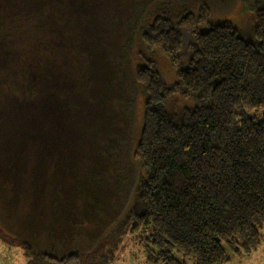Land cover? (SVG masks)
Wrapping results in <instances>:
<instances>
[{
	"label": "trees",
	"instance_id": "1",
	"mask_svg": "<svg viewBox=\"0 0 264 264\" xmlns=\"http://www.w3.org/2000/svg\"><path fill=\"white\" fill-rule=\"evenodd\" d=\"M14 4L23 9L26 0H14ZM3 13L8 16V9ZM210 16L206 5H201L196 13L183 14L176 22L157 16L141 34L142 42L159 50L176 75V81L168 85L155 61L144 60L135 68V79L145 95L136 148L144 176L135 189L126 220L130 233L145 246L151 264H185L177 256L192 258L194 264H227L230 254H248L261 241L264 6L254 11L253 41L244 39L228 21L212 24ZM183 34L192 37L186 50ZM20 74L4 88L11 86V94L21 97L18 108L23 117L15 127L3 126L0 121V191L15 203L25 190L35 188L28 171L38 172L44 164L31 160L29 163L33 166H30L27 158L53 157L50 145L62 143L51 140L58 136L56 110L64 108L46 97H33L34 86H39L34 84L37 74L27 67ZM24 89L32 91L28 101L23 98ZM174 98L188 101L191 107L177 114L170 113L167 108ZM35 118L41 119L39 125L27 130L35 124ZM93 143L79 142L77 147L83 145V154L93 150ZM57 151L56 157L61 160L64 153L60 148ZM79 153L68 152L65 155L68 158L56 162L53 168V178L60 180V190L54 192L56 197L49 202L52 212L49 231L53 237H64L79 224L74 207L80 196L75 191L76 179L71 175L72 170L76 171V163L81 161ZM101 156L92 158L98 165L89 173L86 171L84 178H78L76 185L86 190L84 203L88 213L95 210L96 204L101 206L103 184L108 181L106 165L100 164ZM22 157L26 158L23 162ZM19 170V175H6L10 174L8 171ZM29 192L30 199L20 200L28 199L36 206L43 203L41 199L35 202L38 198L37 193L33 195L35 191ZM61 223L58 233L55 229ZM46 229L25 227L19 233L29 264H84L86 261L94 264L96 249L86 253L70 250L47 254L36 251L31 245L34 242L28 238L23 239L30 232L40 235ZM99 257L96 262L99 264L110 259L102 252Z\"/></svg>",
	"mask_w": 264,
	"mask_h": 264
},
{
	"label": "rangeland",
	"instance_id": "2",
	"mask_svg": "<svg viewBox=\"0 0 264 264\" xmlns=\"http://www.w3.org/2000/svg\"><path fill=\"white\" fill-rule=\"evenodd\" d=\"M201 5L209 7L212 24L228 21L244 39L254 40V11L264 6V0H26L23 9L14 0H2L0 6L8 9V19L0 24L1 125L15 127L23 117L18 108L21 97L11 94V86L6 90L4 87L15 82L26 67L37 74L34 84L41 85L34 86L33 97H46L64 108L56 110L59 130L56 140L51 142L62 143L50 145L53 157L27 158L30 166H33L31 160L44 162L40 171H28L35 186L29 190L35 191L33 195L38 194L35 202L41 199L43 203L38 206L29 203V190L16 203L0 191V264H29L19 233L25 227L32 230L36 226L47 229L40 235L30 232L23 239L34 242L31 245L39 252L56 255L96 249L94 264L101 252L110 258L104 264H151L145 246L130 233L126 220L135 189L144 176L136 148L145 95L135 79V68L144 60L155 61L168 85L176 81V75L159 50L142 42L141 34L157 16L176 22L187 12L196 13ZM191 40L190 35L183 34L184 50ZM32 91L24 89L23 98L27 101L32 98ZM2 97L9 98L2 101ZM185 107H191L188 101L174 98L167 109L177 114ZM40 120L35 118V124L27 130L39 125ZM79 142H95V145L93 150L82 154L83 145L77 147ZM71 147L75 148L70 150ZM58 148L64 157L70 151L81 152V161L71 174L80 196L78 206L74 207L79 224L64 237H53L49 231L52 218L49 202L56 197L54 192L60 190V180L53 178V168L56 162L68 158L56 157ZM83 150L86 151L85 146ZM96 155H102L100 164L106 165L105 174L109 175L103 184L101 206L96 204L95 210L88 213L84 203L86 190L76 185L78 178H84L86 171L89 173L98 165V161H92ZM8 172L6 175L10 176L21 173L20 170ZM21 198L28 199L21 201ZM59 229L62 223L55 230L60 233ZM260 233L261 241L255 250L238 256L230 254L227 264H264V228ZM177 257L185 264H194L192 258Z\"/></svg>",
	"mask_w": 264,
	"mask_h": 264
},
{
	"label": "flooded vegetation",
	"instance_id": "3",
	"mask_svg": "<svg viewBox=\"0 0 264 264\" xmlns=\"http://www.w3.org/2000/svg\"><path fill=\"white\" fill-rule=\"evenodd\" d=\"M2 2V0H0V3ZM4 9H1V6H0V24H4L5 23V19H8V16H5L4 15ZM18 16H21L20 13L17 14Z\"/></svg>",
	"mask_w": 264,
	"mask_h": 264
}]
</instances>
